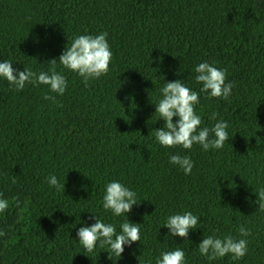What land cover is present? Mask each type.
Returning <instances> with one entry per match:
<instances>
[{"label":"trees","instance_id":"16d2710c","mask_svg":"<svg viewBox=\"0 0 264 264\" xmlns=\"http://www.w3.org/2000/svg\"><path fill=\"white\" fill-rule=\"evenodd\" d=\"M101 32L112 60L88 87L59 63L67 88L55 102L43 98L55 95L47 86L18 92L0 78V198L9 202L0 264H155L177 248L185 264H264V211L255 203L264 187V0H0V62L17 71H49L75 37ZM202 62L226 70L235 85L228 99L199 92ZM176 80L199 93L201 129L228 123L222 149L156 141L164 121L155 105ZM172 155L189 157L191 173L170 164ZM52 175L64 191L48 185ZM113 180L137 193L126 217L102 207ZM187 211L199 217L197 229L167 236L166 219ZM93 216L117 233L126 219L140 224V241L119 258L99 242L87 252L77 231ZM241 226L251 235L241 237ZM212 235L246 239L247 254L209 261L197 246Z\"/></svg>","mask_w":264,"mask_h":264},{"label":"clouds","instance_id":"9594fccd","mask_svg":"<svg viewBox=\"0 0 264 264\" xmlns=\"http://www.w3.org/2000/svg\"><path fill=\"white\" fill-rule=\"evenodd\" d=\"M107 36V32H101L95 36L85 34L75 37L58 59L48 62L51 66L49 71L35 72L27 68L17 71L10 61L0 62V78L5 79L18 92L23 90L26 84L47 86L49 93L55 95H45L43 98L55 102L56 95H63L67 88L66 77L57 71V63L63 69L76 73L85 87L89 86V81L107 74L113 55ZM194 72L196 83L202 85L200 93H206L211 98L225 100L229 98L235 85L233 82H225L226 70L202 62L194 68ZM161 96L162 98L155 105V114L164 121V125L153 132L156 141L162 147L180 146L184 150H191L194 144H198L204 151L224 147L225 142L229 140L227 131L229 125L226 121L216 122L211 129L200 128L201 117L194 109L199 103V93L192 91L180 80H176L164 83ZM173 117L177 118L176 123H173ZM216 117L217 113L213 112L211 119L215 120ZM169 163L179 167L185 175L190 174L194 166L189 157L180 155L170 156ZM12 183H16L15 176L12 177ZM47 183L57 191H64L65 183L60 184L55 175L49 176ZM256 195L255 203L260 211H264V187L258 189ZM14 202L17 207L20 206L17 198H14ZM134 205H139L135 191L115 180L106 185L102 198L104 210L119 217L131 212ZM8 206V200L0 198V213L5 212ZM93 218L94 224L90 227H80L77 231L79 244L89 253L95 250L99 242V247H107L109 259H111L110 254H115L119 258L125 246L130 247L140 241V224L130 223L126 219L120 224V232L117 233L115 225L106 224L94 216ZM198 224L199 217L187 211L183 214L170 215L163 227L168 229L167 236L187 239L190 230L197 229ZM238 231L241 237L251 235V230L243 226ZM4 235L6 233L0 231V237ZM247 246L248 241L244 238L236 239L231 235L220 238L212 235L203 238L197 247L201 256L214 261L229 254L233 260H240L247 254ZM155 264H185V253L180 248L162 252L155 260Z\"/></svg>","mask_w":264,"mask_h":264}]
</instances>
